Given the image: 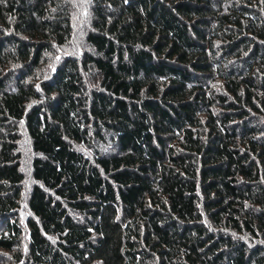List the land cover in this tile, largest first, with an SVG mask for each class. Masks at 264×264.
I'll return each mask as SVG.
<instances>
[{"label":"trees","instance_id":"16d2710c","mask_svg":"<svg viewBox=\"0 0 264 264\" xmlns=\"http://www.w3.org/2000/svg\"><path fill=\"white\" fill-rule=\"evenodd\" d=\"M4 256L264 264V0H0Z\"/></svg>","mask_w":264,"mask_h":264},{"label":"rangeland","instance_id":"374dc122","mask_svg":"<svg viewBox=\"0 0 264 264\" xmlns=\"http://www.w3.org/2000/svg\"><path fill=\"white\" fill-rule=\"evenodd\" d=\"M78 40H77V43H74V45H79L80 44V47H81V50H84V48H85V45L83 44V40H82V38H81V33L79 32V34H78V38H77ZM77 47V46H76ZM88 85H91L90 83H87ZM90 89H91V87H89ZM20 147L22 148L21 149V153H22V155H23V161H21L22 162V170L24 171V173L25 174H27L28 175V173H29V171H30V169H29V160H30V158H32V151H31V147H30V145H29V143L28 142H25V140H24V142H22V143H20ZM105 147H107V146H105ZM100 148H103L102 150H105V148L104 147H100ZM101 151V150H100ZM113 151V150H112ZM85 152V151H84ZM29 179V178H28ZM31 186V182L28 180L27 181V183H26V185H24V187H26L24 190H23V192H24V197L25 196H27V194H28V189H29V187ZM24 200H25V198H23ZM24 203H22V205H23ZM24 209V208H23ZM9 262H10V259L9 258H6L5 256L4 257H0V264H9Z\"/></svg>","mask_w":264,"mask_h":264}]
</instances>
